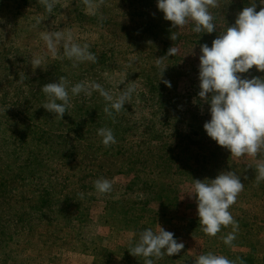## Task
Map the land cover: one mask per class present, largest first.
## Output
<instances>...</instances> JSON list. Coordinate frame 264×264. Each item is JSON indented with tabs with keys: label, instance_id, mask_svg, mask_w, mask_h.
Instances as JSON below:
<instances>
[{
	"label": "rangeland",
	"instance_id": "374dc122",
	"mask_svg": "<svg viewBox=\"0 0 264 264\" xmlns=\"http://www.w3.org/2000/svg\"><path fill=\"white\" fill-rule=\"evenodd\" d=\"M91 2L88 8L85 0H56L49 13L42 0H0V264H145L144 257L129 252L142 231L158 232L159 226L184 248L173 256L152 257L153 264H194L207 253L226 258L243 253L262 264L264 179H257V169L264 164V146L255 156L237 158L206 135L209 106L198 96V73L200 46L211 47L244 7L255 3L259 11L264 5L216 0L209 9L214 34H193L191 21L171 28L179 41L164 59L160 45L147 53L150 43L139 40L146 34L139 16L152 19V25L163 20L156 2ZM49 31L86 44L96 61L74 67L62 45L53 55L43 39ZM34 56L42 58L35 70ZM242 76L264 77V72L253 67ZM61 77L69 88L99 83L114 97L122 89L134 91L112 117L105 114L99 92L70 95L61 120L42 107L41 91ZM104 127L116 139L108 147L97 135ZM221 171L235 173L244 185L228 209L238 224L233 241L239 242L225 250L217 241L232 226H222L215 236L205 234L192 195L193 180L214 179ZM99 178L111 181L110 192L96 191ZM136 179L154 193L139 197L138 188L146 186L127 187ZM245 225L254 226L256 239L237 246Z\"/></svg>",
	"mask_w": 264,
	"mask_h": 264
},
{
	"label": "clouds",
	"instance_id": "9594fccd",
	"mask_svg": "<svg viewBox=\"0 0 264 264\" xmlns=\"http://www.w3.org/2000/svg\"><path fill=\"white\" fill-rule=\"evenodd\" d=\"M42 3L50 13L56 0H42ZM85 3L88 8L93 7L91 0H85ZM156 4L164 20L171 22L172 28L179 30L191 21L195 33L211 34L216 31L214 18L209 11L210 7L216 6V0H156ZM260 4L264 5V0H260ZM176 32L172 33V40L176 39ZM43 39L53 55L62 45L64 55L74 61V67L81 62L96 61V56L86 44L81 46L71 43L70 34L65 36L61 31H49L43 34ZM175 51V48H170L168 55L171 56ZM200 52L198 96L209 106L210 114V119L203 125L206 135L234 157L255 156L264 146V77L249 79L242 74L248 73L253 67L258 72H264V7L259 11H256L255 3L244 7L235 23L218 35L211 47L202 44ZM41 63V57L30 58L34 70L40 68ZM159 63L160 58H157ZM164 84L171 87L169 81H164ZM41 91L46 97L42 107L62 120L70 103V95L99 92L106 101L105 114L112 117L124 109L134 89H122L114 97L99 83L80 82L69 88L61 77L56 83L43 85ZM97 135L105 147L116 143L111 128H99ZM257 170V179H264V164H258ZM94 187L98 193L105 194L111 191L112 183L106 178H99L94 182ZM243 187L240 178L231 171H221L214 179L193 180L192 195L195 196L199 224L205 234L215 236L222 226L231 225L232 232L224 238V243L231 245L238 224L228 209ZM183 248L184 244L178 242L172 232L159 226L158 232L151 228L142 231L129 253L144 257L145 264H153L152 257L161 258L165 254L173 256ZM194 264L234 262L222 255L207 253L199 255Z\"/></svg>",
	"mask_w": 264,
	"mask_h": 264
},
{
	"label": "trees",
	"instance_id": "16d2710c",
	"mask_svg": "<svg viewBox=\"0 0 264 264\" xmlns=\"http://www.w3.org/2000/svg\"><path fill=\"white\" fill-rule=\"evenodd\" d=\"M152 1L156 2V0H132V2L139 4L140 6H149V5H147V3L152 2ZM138 18L141 19V23L144 24V30L146 32V34L140 33L142 35V38H139V40L145 39L146 41H148L150 43V45H148V47H147V53H152L151 49L152 48L155 49L156 46L160 45L161 49H159L158 54H161V56H162L161 58L164 57V59H167L166 57H168L167 55H168L169 49L172 46L174 47L175 45H177V42L179 41V40H177V36H176L175 40L171 39V35H172V33H174L173 30L171 29L172 28L171 22L166 21L163 18L164 21L162 20L160 25L159 24L158 25H156V24L152 25L151 24L152 19H150V21H149V19H147V18L143 19L142 16H139ZM140 34H139V37L141 36ZM193 34H198V33L194 32ZM206 34H207V36H212L214 33H211V34L206 33ZM209 44L211 45V43H209ZM139 183H141V186H146L145 190H143L142 187L138 188L137 193H139L138 194L139 197L143 198L144 197L143 194H147L149 191H151V195L154 193L152 186L148 185L146 182H141L140 179H136V180L132 181L127 187L131 188L132 186H137V184H139ZM143 208L145 210L146 207L143 206ZM198 225H200V224L198 223ZM262 226H258L256 228L257 232L261 230ZM253 227H250V226L248 227L246 225L241 227V231L239 232V235H241L242 237L240 238L241 239L240 244L238 243L237 246L244 245V243L242 242L244 240H245L244 242L250 243V242L254 241V239H256L254 231H253V229H254ZM223 236H225V235H223ZM217 242L219 243L220 250H225L226 244L224 243V240L221 237L218 238ZM237 242H239V241H232L231 245L235 246L236 245L235 243H237ZM220 253L225 255V253H223V252H220ZM227 258L229 260L233 261L234 264H236V263L253 264L252 259L248 255H244L243 253L236 254V255L229 254L227 256ZM262 264H264V262Z\"/></svg>",
	"mask_w": 264,
	"mask_h": 264
}]
</instances>
